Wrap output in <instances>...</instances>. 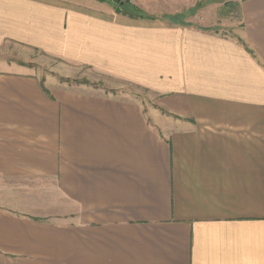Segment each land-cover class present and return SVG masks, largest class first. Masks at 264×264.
<instances>
[{"label": "crops", "instance_id": "crops-1", "mask_svg": "<svg viewBox=\"0 0 264 264\" xmlns=\"http://www.w3.org/2000/svg\"><path fill=\"white\" fill-rule=\"evenodd\" d=\"M239 10L232 39L106 0H0V46L159 96L0 70V264H264V0Z\"/></svg>", "mask_w": 264, "mask_h": 264}, {"label": "rangeland", "instance_id": "rangeland-1", "mask_svg": "<svg viewBox=\"0 0 264 264\" xmlns=\"http://www.w3.org/2000/svg\"><path fill=\"white\" fill-rule=\"evenodd\" d=\"M126 2L147 17L164 18L166 21L182 24L192 20L196 22L195 25L232 39H236L240 33V0H139L137 5L130 0ZM111 6L119 13L116 4L111 2ZM130 6L128 9H131ZM12 64L15 69L36 75L42 83L49 86L84 89L136 101L146 110L153 104L155 106L159 98L150 89L130 81L85 66L68 64L14 43H6L0 46V70Z\"/></svg>", "mask_w": 264, "mask_h": 264}, {"label": "trees", "instance_id": "trees-1", "mask_svg": "<svg viewBox=\"0 0 264 264\" xmlns=\"http://www.w3.org/2000/svg\"><path fill=\"white\" fill-rule=\"evenodd\" d=\"M128 6H130V4L125 1V4L120 8L117 6L118 12L122 13L123 15L130 16L132 18H141V19L146 18V16L144 14H141L138 9L134 8L133 6L132 7L130 6L131 9H128ZM44 92L48 93V91H46L45 89Z\"/></svg>", "mask_w": 264, "mask_h": 264}, {"label": "water", "instance_id": "water-1", "mask_svg": "<svg viewBox=\"0 0 264 264\" xmlns=\"http://www.w3.org/2000/svg\"><path fill=\"white\" fill-rule=\"evenodd\" d=\"M107 1L116 4L119 8L125 4L124 0H107Z\"/></svg>", "mask_w": 264, "mask_h": 264}]
</instances>
